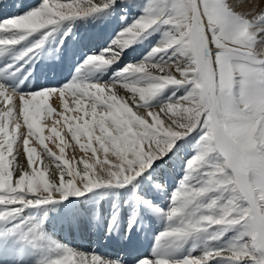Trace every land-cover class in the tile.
<instances>
[{
    "label": "snow or ice",
    "instance_id": "obj_1",
    "mask_svg": "<svg viewBox=\"0 0 264 264\" xmlns=\"http://www.w3.org/2000/svg\"><path fill=\"white\" fill-rule=\"evenodd\" d=\"M115 2L41 0L0 21V34H8L0 35V50L38 32L46 37L65 21ZM154 31L162 32L161 42L109 82L73 79L28 93L0 84V222L16 220L28 207L127 186L178 140L197 133V150L184 161L170 207L157 209L168 222L157 237L164 251L138 264H264V5L258 0H147L143 14L113 44L128 47ZM42 44L28 47L21 58ZM118 58L94 54L85 64L108 66ZM168 89L167 97L152 103ZM52 96L61 110L51 105ZM53 117L48 128L45 121ZM64 127L85 154L76 161L82 169L64 157ZM31 138L55 162L51 179ZM49 139L59 141L60 155L48 148ZM24 225L19 220L9 231L43 250L38 264H121L50 243L39 223ZM201 236L205 247L199 255L167 257L170 245Z\"/></svg>",
    "mask_w": 264,
    "mask_h": 264
},
{
    "label": "rangeland",
    "instance_id": "obj_2",
    "mask_svg": "<svg viewBox=\"0 0 264 264\" xmlns=\"http://www.w3.org/2000/svg\"><path fill=\"white\" fill-rule=\"evenodd\" d=\"M31 3H33L32 6H30ZM40 3L41 0H7L6 2L5 0H0V21L13 15L22 14L38 6ZM146 3L147 0H116L114 5H111L101 12L65 21L46 37L43 31L35 33L27 37V39L20 44L0 50V71L6 72L12 65V67H10L12 69V74L25 73L27 76L29 75V78H33L34 80L29 87L27 86V90L25 86H22L24 87V89H22L24 93L52 87L51 83L54 82L55 79L61 81V85L71 82L73 79L101 82L99 81V77H97L98 72L101 71L100 68L95 65L85 64L87 56L84 54H82L79 59L70 56L71 53H73L71 50L82 49L81 42L94 31L93 34L96 35L95 37H108L107 41L101 43L99 48L105 51V55L114 54L119 57L116 60L120 66L118 70L123 69L130 62L141 61L148 55L154 46L161 42V31L150 32L128 47L113 44V41L119 38V34L123 29L143 14V8ZM261 5H264V2ZM40 40H43L41 47L21 58L22 52ZM107 49H115L116 51L115 53H109L106 52ZM93 51L94 52L88 54V56L101 54L98 49ZM66 59L68 60L67 62H69L68 70L70 71L64 68ZM13 60L14 63H12ZM39 66L50 67V73L47 71L46 74H44L43 71L41 74H37L35 69ZM40 67L38 70H40ZM1 77L4 81H0V84L6 87L13 85V82L12 84L5 82L7 79H9L10 82L13 81L11 78L12 76H7V79L4 75ZM49 77L51 78L50 80ZM40 80L43 81L44 86H40V84L33 85L35 81ZM171 91V89L166 90L161 97L157 98V100H154L152 103L155 104L167 97ZM182 94L183 90L177 92V95ZM69 100L71 103V98H69ZM197 140V133H193L178 140L176 146L165 157L157 160L149 170L127 186H115L117 187L116 190H111L109 186H105L91 190L79 197L69 196L66 199L54 200L41 207H28L24 209L21 216L16 220L11 222H0V228H7L9 230L11 224L17 223L19 220H24L25 227L30 223H39L45 234L46 240L50 243L62 241L70 247L73 246L76 249L82 248L83 251H87V253H98L104 258L129 264H138V262L143 259H156L158 253H155L154 256L143 253L139 254L137 259L134 260L136 257L135 253H126L122 251V249H114L113 246L108 248L105 245V238L100 239L99 242L93 234L88 235V238L84 236H81V238L77 236L69 237L66 231L61 229V223L84 216L85 218L88 217L87 219L91 218L94 222L98 220L100 222L103 221L112 228L124 225L126 233H130L138 227H141L139 222L142 221L141 223H143V226L149 228L152 232L151 234L157 239L158 234L164 231L168 225L164 213L157 211V209L167 210L170 207V198L178 186V181L184 174V161L195 154L197 150ZM87 155H90V153ZM52 164L53 168H55V162H51V165ZM77 167L82 169L83 164L80 163ZM58 173L59 170H57V179ZM49 179H51L50 175ZM163 187L167 188L166 194L164 195L162 193ZM102 216L103 219H99V217L102 218ZM12 233L16 238H20L19 232ZM229 235H231V233H229ZM17 241L18 239L16 242ZM158 247V250L163 253L164 249H162L161 245L158 244ZM204 247L203 236L192 237L181 243L179 247L170 245L167 251V257L171 260H177L190 252L194 255H199L204 250ZM39 253L41 256L44 254L42 249H39ZM13 264L29 263L22 262ZM214 264H217V262H214Z\"/></svg>",
    "mask_w": 264,
    "mask_h": 264
},
{
    "label": "bare ground",
    "instance_id": "obj_3",
    "mask_svg": "<svg viewBox=\"0 0 264 264\" xmlns=\"http://www.w3.org/2000/svg\"><path fill=\"white\" fill-rule=\"evenodd\" d=\"M7 0H5L6 2ZM258 2L260 4H262L264 2V0H258ZM33 3L30 4V6H32ZM10 15V14H9ZM3 17V16H2ZM93 32H91V34L89 35V37L85 38V40L83 42H81V48L79 50H71V55L70 56H74L75 59H79L81 57L82 54L86 55L88 57V54L93 53L95 49H98L101 54H105V51L102 50L101 48H99V46L101 45V43L106 42L108 37H95L96 35L93 34ZM91 36V37H90ZM94 55V54H93ZM68 60L66 59V61L64 63L65 67L67 70L69 69V62H67ZM12 62V61H11ZM14 63V60L13 62ZM12 67V65L10 66ZM8 68L6 72H2L0 71V81H2V77L1 76H6V79L9 76H12V80L10 82L9 79L5 80L6 83L12 84L13 85L9 86L8 88H13L16 91L20 92V93H24L22 91V89H24L25 86L26 90L27 88L31 85V83L33 82V78H29V75L27 76V74L23 73H18L15 75L12 74V69ZM40 67V66H39ZM37 67L35 69V71L37 72V74H41L43 71L44 74H46V72L48 70H50V67ZM119 64L118 61L113 62L112 64L108 65V66H100V72H98L97 77H99V81L101 82H109L111 80H113L115 78L114 74L118 71L119 68ZM55 71V70H54ZM70 71V70H68ZM99 71V69H98ZM95 72V71H94ZM43 74V75H44ZM8 76V77H7ZM59 78V77H57ZM63 78V77H62ZM4 81V80H3ZM40 86H44L43 81H35V83H33V85H39ZM62 84L61 81L58 80H54V82L51 83L52 87H58ZM28 86V87H27ZM21 88V89H20ZM40 88V87H39ZM24 90V91H26ZM122 94H123V90H122ZM70 98V97H69ZM70 102V100H69ZM50 103L53 107H56L57 110H61L58 105H59V101L57 100L56 96H52L50 97ZM69 115H71V113H69ZM56 119V117H53L47 121H45V123L48 125V128H51L52 126V122L53 120ZM21 123H22V119H21ZM59 127V125H58ZM22 130L26 131V128H24L22 126ZM46 136L50 135V132L48 131V129L45 130L44 133ZM62 134L65 136V152H64V157L65 159H68L70 161L71 164L76 165V161L79 160L82 156H84L85 154L82 153V150L79 148L78 145L75 144V141H73L71 139V134L70 132H68L67 128L64 127L62 129ZM57 143H59V141L57 140L55 143L53 142V140L49 139L46 140V144L48 146L49 149H51L53 152H56L57 155H60L59 152V148L56 146ZM30 146L37 148V152L41 153L45 158L43 160V163L45 166L48 167V173L50 175L52 169L53 168V164L51 165V163L49 162V160L46 158V154H43V146L39 145L38 141L35 140V138H31L30 139ZM21 150H22V143H21ZM25 164H26V160H25ZM51 176V175H50ZM160 184V183H159ZM162 193L163 195L166 194L165 192L167 191L166 187L162 188ZM40 215V214H39ZM88 218V217H87ZM84 216H80L77 219H72L69 221H65L61 223V229H64L67 233V235L70 236H77L80 237L81 236L88 238V235H94L96 236V240L100 242V239L105 238V245L106 247L110 248L111 246H113L114 249H122V251H125L126 253H135L136 257L134 260L137 259V256L139 254H143V253H147L149 255L154 256L155 253H158V256H160L162 254L161 251H159V247H158V242L157 239L154 238V236L151 234V230L147 227L143 226V223H141L142 221H140L139 223L141 224V227H138L137 229L131 231L130 233H126V229L124 228V225L121 227H114L112 228L111 226L109 227L105 222L103 221H92V219H87ZM99 219H103L99 217ZM124 222V221H123ZM68 238V237H67ZM18 239V241L16 242V240ZM83 240V239H82ZM62 245H66V243L60 241L58 242ZM68 246V245H67ZM31 247V248H30ZM72 248L76 249L75 247L72 246ZM80 250L82 252L87 253V251H83L82 248L77 249ZM39 253V249L34 248V246H32L29 243H26L25 241H22V239L20 238H16L15 235L10 232L8 229L0 228V264H13V263H22V262H28L29 264H38V261L41 259V255ZM89 254H94L89 253ZM97 255L101 256L100 254L97 253ZM90 258V256H89ZM104 258V257H102ZM132 258V257H131ZM106 260H111L112 259H107L104 258ZM131 260V259H130ZM133 260V261H134ZM155 259H153L154 261ZM121 264H129V263H124L121 262Z\"/></svg>",
    "mask_w": 264,
    "mask_h": 264
}]
</instances>
